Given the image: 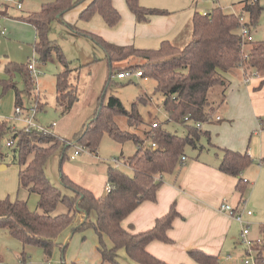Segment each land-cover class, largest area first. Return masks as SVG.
Wrapping results in <instances>:
<instances>
[{
    "label": "trees",
    "instance_id": "1",
    "mask_svg": "<svg viewBox=\"0 0 264 264\" xmlns=\"http://www.w3.org/2000/svg\"><path fill=\"white\" fill-rule=\"evenodd\" d=\"M84 1L86 0H49L38 11L24 17L35 29L33 50L39 61H47L54 53L62 66V70L55 75V104L62 112L74 104L76 88L75 82L70 79L71 70L61 48L48 38L49 24L53 19H62L66 12ZM124 1L139 23L149 21L154 15L169 13L166 9L142 6L139 0ZM262 10L259 0H245L238 13H226L218 6L205 13L194 12L191 19V37L183 47H178L166 39L156 48L115 45L92 32L75 30L76 33L93 40L103 52V59L110 71L98 97L91 123L77 136L76 143L85 145L91 153L96 154L103 133H107L118 143L132 140L137 147L136 151L124 159V167L129 172L109 164L106 176L107 183L112 188L101 197H96L92 191L61 172L60 182L67 190L62 193L46 177L44 165L48 156L57 149L61 150L63 161L69 146H61L56 133H26L17 130L11 133L10 140L13 141L19 165L18 186L36 194L38 200L36 208L31 210L27 200H10L8 196L0 199V228L6 229L14 239L20 241L22 247H40L46 256H50L57 245L58 233L78 215L74 230L85 227L94 229L98 237L96 251L101 264H122L118 258V250L121 248L139 264H168L149 253L146 245L152 240L165 243L170 241L167 230L178 216L174 204L145 231L127 230L122 226V221L142 201L155 200L156 191L161 184L156 176L171 172L180 164L186 144L201 149L199 140L208 133L197 127L196 123L215 121L216 104L222 103V92L227 86L224 73L233 68L245 69L255 76H263L258 87L264 84V40L243 42L239 34L241 17L247 14L246 26L250 32ZM94 14L100 15L109 28L115 27L121 20L120 12L111 0H89L79 12V17L89 19ZM67 25L72 29L76 28L69 23ZM129 57L140 61L127 66H113L114 62ZM27 66L28 63L18 64L14 61H8L4 66L8 78L1 80L0 84L3 92L9 89L14 91V107H24V97L28 99L32 95L36 105H43L36 97ZM139 69L143 70L146 78L152 77L156 80L155 90L163 94L162 106L168 119L182 124L187 131L186 135H175L157 124L155 127L151 126L144 137H140L118 126L115 120L117 115H125L128 124L135 126L141 119L134 108L135 104L128 111L116 96L111 95L106 101V90L114 83L112 76L116 73ZM15 73H25L23 90L15 85ZM216 87H221L219 101L209 99V95L215 93ZM7 129L5 123H0V134L7 132ZM221 150L222 159L218 167L238 178L236 190L242 195L246 179L240 173L253 159L247 151L228 148ZM261 230L264 233V225ZM105 237L110 241L109 245ZM261 247H264V236ZM24 255L25 252L22 251V259ZM188 255L197 264H219L217 256L200 249H191ZM260 264H264V261H260Z\"/></svg>",
    "mask_w": 264,
    "mask_h": 264
},
{
    "label": "rangeland",
    "instance_id": "2",
    "mask_svg": "<svg viewBox=\"0 0 264 264\" xmlns=\"http://www.w3.org/2000/svg\"><path fill=\"white\" fill-rule=\"evenodd\" d=\"M48 1L23 0L21 7L9 9L25 15L38 11L41 5ZM243 1L245 0H183L182 2L188 6L185 9H180L178 12L182 14L192 12L193 14V9L196 5L197 9L195 11L200 13L208 12L217 6L221 7L226 13H238ZM259 2L263 10L255 25L251 28L250 34L252 41L264 40V0H259ZM70 12H66L62 19H53L49 24L48 31V38L61 48L71 70L70 79L75 82L76 100L68 110L62 112L55 104V75L62 70V66L58 63L55 54L53 53L47 61L41 62L34 51L26 56V50H28L27 45L20 43L17 39H13L14 41L9 45L10 50L16 54V57L13 59L16 63L27 64L28 59H32L34 60L36 70L39 72L40 92L36 94V97L38 96L41 102L44 99V102H42L43 105H40V107L38 104L36 105V120L42 124L55 122L54 132L59 137L61 146H69L63 161H61V150L57 149L48 156L44 165L46 177L62 193H66L67 190L60 182L59 176L61 172L70 177L67 173L69 171L78 180L85 177L87 180H91L93 184H97L99 181L97 175H106V167L109 164H115L111 161V158L121 157L125 159L134 154L137 148L132 140H125L123 143H118L107 133H103L96 148V154L99 158L91 157L89 151L81 152L75 159L69 157L74 151V146L71 144H76L77 136L91 123L98 104V97L101 95L110 72L107 62L102 58V51L93 40L75 31L84 30L92 32L95 20L99 19L100 16L94 14L89 19H84L80 18L79 14H76L74 19L70 20L68 18ZM244 21H248L247 14L244 16ZM67 23L74 25L76 28L72 29ZM183 24L186 29L181 35V41L176 44L178 47H183L187 44L191 37V23H187L186 20ZM6 31L7 29L5 30V34H3L5 37L7 36ZM158 44L147 45L144 48H156ZM129 58L132 59L135 57ZM24 78L25 73H15L13 75V80L20 90H23L25 87ZM137 80L125 79L117 81V83L111 84L106 90V101L109 96H116L128 111H131L132 105L135 104L134 108L141 119L139 124L135 126L128 124L125 115H117L115 120L118 126L140 137H144L146 132L151 129V122L156 121L161 128L175 135H186L187 131L182 124L168 119V115L162 106L163 94L155 90L156 80L152 77ZM11 91L12 95H14L13 90ZM2 98L5 99L7 96L4 95ZM209 99L219 101V92L209 95ZM23 103L24 107L28 109L22 112L21 117L29 114V109L35 106V97L33 95L28 99L24 97ZM218 105L216 104V108H218ZM2 111H0V123H5L8 129L7 132L0 134V199L8 196L10 200L16 198L27 200L28 207L34 210L37 205L38 196L18 186L17 172L19 165L15 147L14 145L7 146V142L12 138L11 126L19 130L23 125L21 121L15 120L13 101L9 106L5 102ZM217 111L220 112L219 114H223L221 109H217L214 115ZM198 145L203 146L202 156L207 151L212 153V155H214V152H219L217 147L213 148L209 144V140L205 135L201 136ZM198 151L199 149L193 148L191 145L186 144L184 147V153L188 157H194ZM79 160L84 161L81 171L75 169V164H78ZM259 165H261V168ZM120 168L129 172L123 165ZM245 172L246 175L243 176ZM240 175L246 179V186L242 193L243 201L240 207L244 211L250 210L252 212V215L247 218L249 222L247 238L257 240L264 236L261 230V226L264 225V163L258 160L254 162L253 159V162L243 169ZM236 191L239 192L238 190ZM105 192L106 183L103 186V193ZM59 209L61 210L62 206ZM77 220L78 215L58 233L56 240L59 244L53 248L50 256H46L40 247H22L20 241L14 239L6 229L0 228V264H40L43 262H48L49 264H86L84 249L91 246L94 242H98V239L92 227L74 230ZM93 236L94 239L92 238ZM63 244L66 246L64 250L60 248ZM22 251L25 252L23 259L21 258ZM120 251H123V249L118 250V255ZM243 252L244 247L239 244L238 254ZM126 257V259H130L128 256ZM129 261H132V259Z\"/></svg>",
    "mask_w": 264,
    "mask_h": 264
},
{
    "label": "crops",
    "instance_id": "3",
    "mask_svg": "<svg viewBox=\"0 0 264 264\" xmlns=\"http://www.w3.org/2000/svg\"><path fill=\"white\" fill-rule=\"evenodd\" d=\"M111 1L120 12V22L115 27L109 28L99 17L95 20L92 33L115 45H133L137 48H144L147 45L160 44L165 39L176 45L181 41V35L186 29L183 22L187 20V23H191L193 16L192 12L188 14L178 12L188 6L182 2L183 0H139L142 6L158 7L169 12L168 14L154 15L149 21L139 23L136 22L124 0ZM88 2L89 0H86L73 8V11L70 10L72 13L70 12L68 18L73 20ZM9 8H16V6L7 4L1 11V22L5 30L7 29V36L0 34V81L8 78L4 71L5 64L8 61H14L13 59L16 57L15 52L9 47L14 41L13 39L27 45L26 56L34 51L33 43L36 40L34 27L24 20L28 13L20 14ZM196 9L195 5L194 12H198L195 11ZM101 53L103 58V52ZM138 61L137 58H128L114 62L113 66L121 64L127 66ZM246 73L251 74L250 71H246ZM223 75L227 86L222 92V104L216 108V110L221 109L223 114H219L220 112L217 111L215 121L201 125V129L208 133L209 144L213 148L217 147L219 152H214L212 155L207 151L202 156L203 146L201 145V149L195 153L194 157H188L184 153L185 160L180 162L173 171L156 176V179L161 180V184L156 191L155 200L142 201L122 221V226L127 230L145 231L151 228L155 220L164 215L174 204L178 216L167 230L170 241L165 243L152 240L146 245V250L149 253L168 264H197L188 255V251L191 249H200L207 254L217 256L219 264H230L226 255L239 253L240 225L228 214L219 211V205L223 199L238 210H243L240 207L243 201L242 195L236 191L238 178L221 171L218 166L222 159V148L247 151L254 162L258 160L264 163V84L258 87L263 78L260 75L251 76L245 82L246 76L241 68H233ZM125 79L138 81L133 76ZM125 79H117L115 75L112 76L114 83ZM219 88L221 87L214 89L215 93L221 91ZM11 90L3 92L0 84L1 112H3L5 102L8 103V106L12 101L14 103V95ZM4 95L7 98L3 99ZM43 100L42 102H44ZM217 116H219L218 120ZM90 154L93 158H99L97 154ZM115 158L124 162V158ZM83 162L79 160L78 164H75L77 171L82 170ZM259 166L261 168V165ZM67 173L72 181L89 189L96 197L104 195L103 186L107 183L106 175L98 174L99 181L97 184H93L85 177L78 180L69 171ZM244 217L248 218L249 216L244 214ZM92 238L94 239V236ZM105 239L109 245L110 241L107 237ZM56 242L58 245L59 242L57 240ZM96 246L97 242H94L84 249L86 264H101ZM65 247V244L60 246L62 250ZM125 254L123 249L118 255L122 264H139L134 260L129 261L131 258ZM126 256L130 259H126Z\"/></svg>",
    "mask_w": 264,
    "mask_h": 264
},
{
    "label": "built area",
    "instance_id": "4",
    "mask_svg": "<svg viewBox=\"0 0 264 264\" xmlns=\"http://www.w3.org/2000/svg\"><path fill=\"white\" fill-rule=\"evenodd\" d=\"M22 0H0V34L5 33V27L1 22L2 17V9L4 5L12 4L16 6L17 8L21 7ZM241 27L239 29V34L241 36V39L243 42L252 41V36L248 30V27L246 26V21H244V17H241L240 19ZM34 59V58H33ZM28 70L29 74L31 76V83L33 85L34 91H36V94L39 92V72L36 70V66L34 63V60L28 61ZM242 71L245 73V82L249 80L251 76H255L254 74H247L245 69H242ZM117 79H125L128 77L133 76L136 79H147L144 76L143 70H122L121 72H118L115 74ZM38 97V96H37ZM28 108L16 106L14 107V115L15 120L21 121L23 127L19 130L29 133L31 131L35 132H41L45 134H52L54 132L55 122L42 124L39 123L35 118V113L37 111V106L31 107L30 113L27 114L24 117H21V114L23 111H26ZM187 118V117H185ZM216 119H219V116L216 117ZM156 121L151 122L152 127L157 126ZM202 124L196 123L197 127H201ZM12 132H16L17 130L11 126ZM13 141L9 140L7 142V146H11ZM74 146V151L70 154V158L74 159L77 155H79L83 151H89L88 148L83 144H71ZM154 145V144H153ZM90 152V151H89ZM91 153V152H90ZM185 160V156H181V162ZM113 161L116 167L124 166L126 165L124 162L122 163L119 159L113 158L111 159ZM111 185L109 183H106V192H109L111 190ZM105 192V193H106ZM219 211L222 213L228 214L230 217H232L239 225H240V233L238 237L239 243L244 247V252L238 255H232L228 254L226 255V259L230 261V264H260V261H264V247H261L262 245V238L257 240H251L247 238L248 234V225L249 222L247 218L244 217V214L246 216L252 215V212L250 210L244 211V210H238L236 207H234L231 203L227 202L226 200H222V202L219 205ZM47 264V263H42Z\"/></svg>",
    "mask_w": 264,
    "mask_h": 264
}]
</instances>
